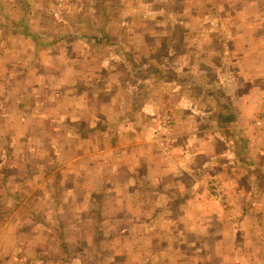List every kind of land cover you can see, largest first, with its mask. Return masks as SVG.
Returning a JSON list of instances; mask_svg holds the SVG:
<instances>
[{
	"label": "crops",
	"instance_id": "obj_1",
	"mask_svg": "<svg viewBox=\"0 0 264 264\" xmlns=\"http://www.w3.org/2000/svg\"><path fill=\"white\" fill-rule=\"evenodd\" d=\"M167 5L153 15L172 18L152 30V40L145 39L149 72L136 77V65L130 81L120 72L112 81L97 73L93 89L84 86L79 94L73 91L78 83H72L54 91L55 97L61 93L73 101L84 96L78 119L69 110V117L59 120L53 105L47 113L41 110L43 115L32 114L39 129L47 125L53 133L40 137L50 149L45 163L50 169L40 183L52 176V193L65 187L70 194L63 177L72 182L82 159L80 183L99 188L104 201L113 194L114 217L99 212V225L112 219L111 237L124 239L125 233L130 240L122 248H105L115 258L130 254L144 258L142 264H184V257H198L201 264H264V128L247 123L264 108V0H168ZM130 10L141 12L137 6ZM122 12L117 9L110 19H122ZM157 44L162 64L154 56ZM154 102L163 105L160 114L171 115L169 125L157 131L158 120L148 119ZM87 144L90 150L80 152L79 146ZM22 148V155L29 152ZM38 156L34 172L43 174L41 148ZM24 170L26 164L23 182L32 176ZM211 172L223 192L221 201L212 198L213 207L203 187ZM39 184L29 183L23 192L32 195ZM93 202V197L82 200V220L88 218L83 209ZM223 239L220 261L215 246L220 248ZM210 240L215 244L208 250L204 244ZM188 243L198 247L187 248Z\"/></svg>",
	"mask_w": 264,
	"mask_h": 264
},
{
	"label": "rangeland",
	"instance_id": "obj_2",
	"mask_svg": "<svg viewBox=\"0 0 264 264\" xmlns=\"http://www.w3.org/2000/svg\"><path fill=\"white\" fill-rule=\"evenodd\" d=\"M167 4L168 0H107L106 3L103 0H0V264H142L144 258L138 259L130 254L115 258L109 255L113 251L106 253L105 248H122L123 242L130 243V240L125 239V233L122 234L124 239L111 237L115 231L112 219L99 225V214L105 218L114 217L115 210L110 208L113 194L107 195L104 201L101 194L99 199V188L86 189L80 183L81 177L77 175H81L80 171L84 168L82 159L77 161L76 176L72 182L70 176L63 177L71 188L70 194L65 187L61 193L53 190V194L52 176L47 184H41L50 169L45 164L50 161V149L41 144L40 137L46 140L53 133L47 125L43 126V130L39 129L32 114L39 116L41 110L47 113L53 105L59 120L66 119L69 110L75 111L69 116L74 119L77 112L78 119L81 111L76 109L82 106L84 96L73 101L61 93L60 97H55L54 91L68 89L72 83H78L75 86L77 89L73 90L76 93L84 86L93 89L98 85L92 82L96 80L97 73L107 74L112 81L114 74L120 72L130 81L136 65L139 66L135 69L138 71L136 77L149 72L144 68L148 45L145 39L151 37L152 40V33L165 27L166 18H172L162 16V12L161 16L153 15L155 10L169 8ZM136 6L140 13L130 10ZM117 9L124 12L120 14L122 19L114 21V18L110 19L111 13ZM104 10L107 13L103 14ZM117 25L127 29L122 32L124 29ZM132 43L137 44L131 47ZM156 46L158 50L154 56L162 64V47L159 44ZM155 84L156 91H160V82L157 80ZM143 87L145 91L147 86L143 84ZM40 89L47 90L41 92ZM53 98L60 100L56 103ZM143 98L146 99V96ZM145 104L142 103V106ZM153 105L155 113L149 114V120L159 122L168 115L171 121V115L160 114L162 104L154 102ZM76 133L78 135V131ZM97 144L94 142L93 145ZM22 147L29 152L22 155ZM39 148L43 150V168L46 169L43 174L34 172ZM78 149L80 152L90 150V145L79 146ZM22 159L23 165L26 164L24 172L32 174L24 178V182ZM211 179L220 185L221 182L211 172L203 184L206 189L204 198L213 207L209 186ZM29 183L33 187L39 183L41 186L27 196L23 189ZM47 193L52 195L48 197ZM85 197H93L94 202L85 206L83 210H86L88 218L82 220L81 213L84 212L80 204ZM96 207L100 213L94 212ZM188 218L191 217L188 216L187 221ZM224 240L220 248L218 244L215 246V254L220 261L222 247L226 245ZM214 244L210 240L204 247L210 250ZM195 246L198 247V243L187 244V248ZM192 258L184 257L182 263L201 264L200 258Z\"/></svg>",
	"mask_w": 264,
	"mask_h": 264
},
{
	"label": "built area",
	"instance_id": "obj_3",
	"mask_svg": "<svg viewBox=\"0 0 264 264\" xmlns=\"http://www.w3.org/2000/svg\"><path fill=\"white\" fill-rule=\"evenodd\" d=\"M165 119L162 121H159L156 126L153 128L154 131H157L159 129H163L167 125H169L170 118L168 115H165ZM249 125H255L260 126L264 128V108L255 113L250 117V119L247 122ZM209 186H210V196L218 201H221L223 198V192L220 184L216 182L214 179L209 180Z\"/></svg>",
	"mask_w": 264,
	"mask_h": 264
},
{
	"label": "trees",
	"instance_id": "obj_4",
	"mask_svg": "<svg viewBox=\"0 0 264 264\" xmlns=\"http://www.w3.org/2000/svg\"><path fill=\"white\" fill-rule=\"evenodd\" d=\"M223 120H225V119H223ZM97 209H98V208L96 207V208L94 209V212L98 211ZM98 212H99V211H98Z\"/></svg>",
	"mask_w": 264,
	"mask_h": 264
}]
</instances>
